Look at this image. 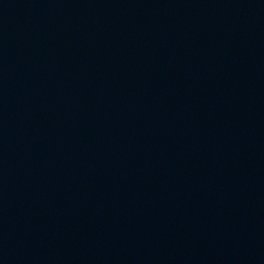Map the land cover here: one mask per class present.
Segmentation results:
<instances>
[{
    "label": "water",
    "instance_id": "water-1",
    "mask_svg": "<svg viewBox=\"0 0 264 264\" xmlns=\"http://www.w3.org/2000/svg\"><path fill=\"white\" fill-rule=\"evenodd\" d=\"M0 264H264V0H0Z\"/></svg>",
    "mask_w": 264,
    "mask_h": 264
}]
</instances>
